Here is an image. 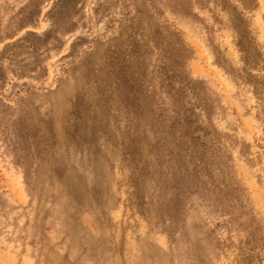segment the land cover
<instances>
[{
  "label": "rangeland",
  "instance_id": "obj_1",
  "mask_svg": "<svg viewBox=\"0 0 264 264\" xmlns=\"http://www.w3.org/2000/svg\"><path fill=\"white\" fill-rule=\"evenodd\" d=\"M56 1L0 0V264H264V0Z\"/></svg>",
  "mask_w": 264,
  "mask_h": 264
},
{
  "label": "trees",
  "instance_id": "obj_2",
  "mask_svg": "<svg viewBox=\"0 0 264 264\" xmlns=\"http://www.w3.org/2000/svg\"><path fill=\"white\" fill-rule=\"evenodd\" d=\"M61 4V0H57L56 3H55V6L57 7L58 5ZM38 37V36H37Z\"/></svg>",
  "mask_w": 264,
  "mask_h": 264
}]
</instances>
